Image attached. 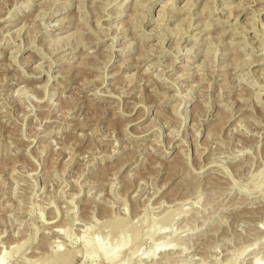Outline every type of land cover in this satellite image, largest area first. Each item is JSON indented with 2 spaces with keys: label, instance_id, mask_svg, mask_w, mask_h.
<instances>
[{
  "label": "rangeland",
  "instance_id": "obj_1",
  "mask_svg": "<svg viewBox=\"0 0 264 264\" xmlns=\"http://www.w3.org/2000/svg\"><path fill=\"white\" fill-rule=\"evenodd\" d=\"M263 28L264 0H0V264H264Z\"/></svg>",
  "mask_w": 264,
  "mask_h": 264
},
{
  "label": "bare ground",
  "instance_id": "obj_2",
  "mask_svg": "<svg viewBox=\"0 0 264 264\" xmlns=\"http://www.w3.org/2000/svg\"><path fill=\"white\" fill-rule=\"evenodd\" d=\"M227 1V0H225ZM169 2V1H168ZM254 3H252L253 5ZM240 5V4H239ZM249 5V4H247ZM29 7V6H28ZM165 7V5H164ZM164 7H161V8H164ZM63 9V8H62ZM238 9H239V6H238ZM248 9V7H247ZM55 10H58V9H55ZM245 9H239V11H244ZM254 13V12H253ZM50 15V14H49ZM51 15H54L53 12H51ZM115 18L116 17H121V16H114ZM11 19V18H10ZM231 19V18H230ZM233 19V18H232ZM245 20L247 18H244ZM5 20V19H4ZM62 21V20H60ZM151 21V20H149ZM257 21V20H256ZM148 22V21H147ZM262 22V21H260ZM235 23V22H234ZM233 23V24H234ZM246 23V22H245ZM245 23H243V25H245ZM255 23V22H254ZM61 24V22L59 23V25ZM247 24V23H246ZM258 24V23H257ZM261 24V23H260ZM17 23H7V27L6 28H10V27H14L16 26ZM98 26V25H97ZM249 26V24H248ZM246 25H245V29H246ZM258 27V26H257ZM251 28V27H250ZM244 29V28H243ZM264 29V28H263ZM154 30V29H153ZM152 30V31H153ZM264 31V30H263ZM147 34V33H146ZM223 34V33H222ZM260 39V38H259ZM62 39H60V42H61ZM112 44V43H111ZM244 44V43H243ZM63 47H65L63 45ZM111 47V45H110ZM60 48V47H59ZM259 48V47H258ZM243 52V51H242ZM128 53V52H127ZM147 57V56H146ZM145 58V57H144ZM143 59V58H142ZM185 62H189L190 60H183ZM183 68V67H182ZM185 69V68H183ZM47 82V81H46ZM49 99V98H48ZM253 190H255L256 188H252ZM173 217L172 216H169V217H166V218H162V221H161V228L158 230L156 228V226H147L146 228H139V229H135V230H129V233H130V240H127L128 239V236H127V233H123L119 236V239H118V243L117 245L111 250L109 251V256L112 257V258H115L114 260L117 259V257L119 256V247L123 244H133L134 242L138 241V239H140L141 237H147L149 239H152L154 237H159V236H164L165 234H167V230L170 228V225L171 223L173 222ZM146 223V222H145ZM117 227L119 226V224L116 225ZM119 228V227H118ZM128 232V231H127ZM53 233L55 234H58V232L56 231H53ZM162 236V237H163ZM161 240V239H160ZM165 241H167L165 239ZM164 241V238L160 241V243L157 244V246H154L151 250V252L149 253L148 255V258H153L157 252H160V253H165L166 252V249H169L167 251H171V244L168 243V242H165ZM26 242V241H25ZM110 242V241H109ZM23 244V243H22ZM28 246V245H27ZM170 246V247H169ZM89 248V245H88V241L85 242V249H88ZM173 251V250H172ZM161 255V254H160ZM159 256V255H158ZM66 257V256H65ZM144 258V257H143ZM69 260V259H68ZM61 262V261H65L64 258H63V255L57 251L54 256H52L51 258H48V259H45V260H41V261H38L37 263L33 262V264H59L57 262ZM67 261V260H66ZM234 260H232L229 264H234ZM254 264V263H253ZM257 264V263H256Z\"/></svg>",
  "mask_w": 264,
  "mask_h": 264
}]
</instances>
